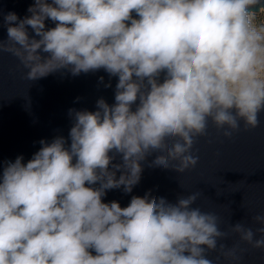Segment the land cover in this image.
Returning <instances> with one entry per match:
<instances>
[{
  "label": "clouds",
  "instance_id": "clouds-1",
  "mask_svg": "<svg viewBox=\"0 0 264 264\" xmlns=\"http://www.w3.org/2000/svg\"><path fill=\"white\" fill-rule=\"evenodd\" d=\"M261 10L264 0H32L23 18L0 10V55L16 57L28 81L101 70L109 79L98 86L117 81L113 103L68 109L67 137L41 139L27 162L0 161V264H239L241 242L264 250V213L252 217L255 231L240 221L223 231L219 215L193 207L202 191L104 202L110 190L132 193L145 164L194 168L209 121L228 139L241 121L243 131L260 126ZM232 234L231 247L218 243Z\"/></svg>",
  "mask_w": 264,
  "mask_h": 264
},
{
  "label": "water",
  "instance_id": "water-1",
  "mask_svg": "<svg viewBox=\"0 0 264 264\" xmlns=\"http://www.w3.org/2000/svg\"><path fill=\"white\" fill-rule=\"evenodd\" d=\"M31 3L32 0H0V10L4 14L15 12L23 18L30 15L27 8ZM46 26L54 24L47 21ZM29 33L32 34L31 29ZM6 38V28H0V39ZM26 72L16 57L9 53L0 55V161L23 156L27 162L41 147V139L50 142L56 135L67 137L71 126L68 109L95 110L100 97L109 104L114 102L116 78H112V88L98 86L100 76H104L105 82L109 79L103 70L75 77L56 73L34 82L25 79ZM260 119V126L249 131H243L241 121V131L231 139L209 121L208 135L197 138L193 147V153L199 157L194 168L179 174L145 164L140 183L132 193L125 194L122 188L110 190L104 202L115 200L125 207L133 195L142 197L148 190L154 196L175 202L177 195L202 191L193 207L219 215L221 230L227 231L240 221L255 231L260 225L252 217L264 213V113ZM237 241L239 235L232 234L218 243L231 247ZM241 247L247 252L239 264H264V250L252 249L243 242ZM217 254L210 253L209 258L215 261ZM218 264L229 261L221 257Z\"/></svg>",
  "mask_w": 264,
  "mask_h": 264
},
{
  "label": "rangeland",
  "instance_id": "rangeland-1",
  "mask_svg": "<svg viewBox=\"0 0 264 264\" xmlns=\"http://www.w3.org/2000/svg\"><path fill=\"white\" fill-rule=\"evenodd\" d=\"M255 23L264 24V10H261L256 14Z\"/></svg>",
  "mask_w": 264,
  "mask_h": 264
}]
</instances>
